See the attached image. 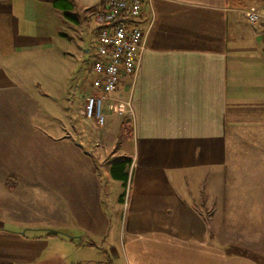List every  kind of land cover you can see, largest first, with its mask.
Segmentation results:
<instances>
[{"label": "crops", "instance_id": "0c3cea01", "mask_svg": "<svg viewBox=\"0 0 264 264\" xmlns=\"http://www.w3.org/2000/svg\"><path fill=\"white\" fill-rule=\"evenodd\" d=\"M56 1H68L86 20L102 0ZM64 8L51 0H0V106L32 99L37 79L14 67L21 52L35 58L56 46L65 35ZM250 8L263 11L264 0H143L137 67L113 93L130 99L131 112L122 116L131 140L128 193L109 173L114 156L98 155L105 182L125 190L117 199L105 196L93 174L87 187L66 186L62 175L53 206H36L25 184L13 194L39 171L21 126L0 123V187L8 188L0 200V264H113L91 251L104 250L97 242L107 243L118 217L119 250L108 248L120 264H264V188L225 181L228 163L229 173L238 164L228 148L245 142L244 130L256 129L251 137L264 146V30L245 22Z\"/></svg>", "mask_w": 264, "mask_h": 264}, {"label": "rangeland", "instance_id": "374dc122", "mask_svg": "<svg viewBox=\"0 0 264 264\" xmlns=\"http://www.w3.org/2000/svg\"><path fill=\"white\" fill-rule=\"evenodd\" d=\"M68 13L75 16L78 23L70 19L63 20L61 29L65 35L56 42V46H49L47 53L37 52L35 58L30 51L21 52L19 64L14 67L18 75L26 79H37L38 88L35 89V94L33 92L32 99H13L0 106V123L21 126L20 133L25 134L29 142L25 148L28 147L29 155L35 158V170L39 171L32 180H20L17 187L20 188L13 194H22L21 189L25 184L29 192L33 190L29 197L40 208L48 205V202L52 206L58 203V190L64 180L62 175H65L66 186H69L70 181H73V185L75 181H79L78 186L81 187H87L89 184H85L86 181H90L92 174L96 175L99 178V188L105 187V196L117 199L125 190L114 181L108 184L105 182L98 155L106 158L114 156L115 159L129 155L131 151V140L122 132L119 124L123 117L112 113V104L108 109L103 107L105 122L96 131L91 128L92 122L82 116L79 103L91 79L90 65L95 56L96 31L93 19H82L78 8L69 9ZM24 85L31 91V84ZM245 91L247 89L239 93ZM27 126L28 131L25 130ZM256 132V129L250 132L244 130L241 138L248 141L245 140L238 148H228L230 158L237 156L238 162L237 169L234 168L230 173L228 163L225 171L228 187L247 190L264 188L263 174H259L264 170V146L255 145L260 143L251 137ZM69 168L75 169V172L69 173ZM233 172H238L239 175L235 176ZM131 174L132 170L128 169L127 193ZM6 196L8 188L4 185L0 200ZM243 197L239 196V199ZM245 197H248V201L255 198L251 195ZM222 203L227 204V201ZM122 221L121 217L115 218L114 226L109 227L106 234L107 243L97 242L104 250L99 248L98 253L91 251L93 258L99 257L106 263H121L108 248V243L119 250ZM50 227L58 229L55 224Z\"/></svg>", "mask_w": 264, "mask_h": 264}, {"label": "built area", "instance_id": "2783aa9c", "mask_svg": "<svg viewBox=\"0 0 264 264\" xmlns=\"http://www.w3.org/2000/svg\"><path fill=\"white\" fill-rule=\"evenodd\" d=\"M143 0H102L93 11L96 24L94 58L90 65L91 79L81 105L82 116L92 122L96 131L105 122L103 107L112 104V113L123 116L131 112L130 99L113 96L122 79L135 73L138 55L143 48L141 25ZM246 23L264 30V9L242 12Z\"/></svg>", "mask_w": 264, "mask_h": 264}, {"label": "trees", "instance_id": "16d2710c", "mask_svg": "<svg viewBox=\"0 0 264 264\" xmlns=\"http://www.w3.org/2000/svg\"><path fill=\"white\" fill-rule=\"evenodd\" d=\"M52 3L54 5H58L59 7L64 9H70L71 5L68 1H66L63 4H57L56 0H51ZM230 2V4L233 5H240V1L241 0H228ZM66 19H70L72 21H76V18L74 16H72V14L69 13H63L62 14ZM120 128L122 130V132L125 135H129L130 131H129V120H127V118H124L123 120H121L120 122ZM130 165V159L127 157H119V158H115L109 165V173L111 175V177L115 180L121 181V184L123 187H125L127 180H128V173H127V167ZM122 196V194H121ZM50 234L54 233V232H49ZM79 264H87V263H79ZM94 264H101V263H94Z\"/></svg>", "mask_w": 264, "mask_h": 264}]
</instances>
